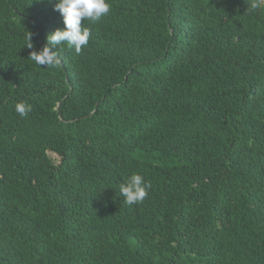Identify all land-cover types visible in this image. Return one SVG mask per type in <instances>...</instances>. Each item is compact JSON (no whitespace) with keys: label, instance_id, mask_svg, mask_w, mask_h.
<instances>
[{"label":"trees","instance_id":"1","mask_svg":"<svg viewBox=\"0 0 264 264\" xmlns=\"http://www.w3.org/2000/svg\"><path fill=\"white\" fill-rule=\"evenodd\" d=\"M57 2L0 0V264H264V10L106 0L77 54Z\"/></svg>","mask_w":264,"mask_h":264},{"label":"clouds","instance_id":"2","mask_svg":"<svg viewBox=\"0 0 264 264\" xmlns=\"http://www.w3.org/2000/svg\"><path fill=\"white\" fill-rule=\"evenodd\" d=\"M53 10L60 13L64 28L49 34L46 37L47 44L56 48L66 42L79 54L82 48L88 44L91 35L90 29L82 26V20L92 23L100 21L110 12V5L106 0H58ZM256 10H264V0H251L249 11ZM49 46H45L39 52L33 51L30 58L39 66H55L59 63V59L56 51L53 52ZM27 47L33 48L30 36ZM15 111L21 117H27L32 111V107L30 104L21 102L16 104ZM119 187L124 203L131 206L143 202L148 196L151 184L142 175L132 174Z\"/></svg>","mask_w":264,"mask_h":264},{"label":"rangeland","instance_id":"3","mask_svg":"<svg viewBox=\"0 0 264 264\" xmlns=\"http://www.w3.org/2000/svg\"><path fill=\"white\" fill-rule=\"evenodd\" d=\"M52 157H54V156H52Z\"/></svg>","mask_w":264,"mask_h":264}]
</instances>
